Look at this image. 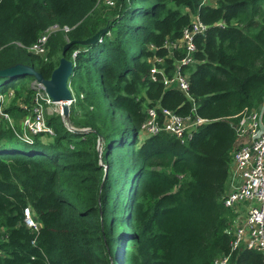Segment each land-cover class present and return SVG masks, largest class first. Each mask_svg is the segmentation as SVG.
Returning a JSON list of instances; mask_svg holds the SVG:
<instances>
[{"label": "trees", "instance_id": "obj_1", "mask_svg": "<svg viewBox=\"0 0 264 264\" xmlns=\"http://www.w3.org/2000/svg\"><path fill=\"white\" fill-rule=\"evenodd\" d=\"M114 2L0 0V71L23 65L50 79L63 57L74 63L70 128L57 113L46 115L54 135L32 142L0 128V264H264L261 252L232 251L237 215L224 205L241 114L264 103V0ZM196 17L208 29L183 66L190 100L159 70L173 75L184 51L169 57L164 45ZM54 27L47 55L30 52ZM34 81L0 78L2 94L15 92L14 118L30 113L17 102L32 109ZM153 106L205 123L184 142L143 137ZM17 141L35 149L3 146Z\"/></svg>", "mask_w": 264, "mask_h": 264}, {"label": "built area", "instance_id": "obj_2", "mask_svg": "<svg viewBox=\"0 0 264 264\" xmlns=\"http://www.w3.org/2000/svg\"><path fill=\"white\" fill-rule=\"evenodd\" d=\"M107 6H114V0H99ZM219 0H203V3L210 4ZM221 1V0H220ZM54 27L44 33L39 40L29 49L30 52L46 56L48 53V40ZM208 26L204 25L199 18H195L193 25L186 29L182 39L177 44L166 42L164 48L169 51V57L174 56L178 49L184 51L181 60L175 63L173 75L166 76L164 70H159L163 74V83L166 88H173L184 93L190 100V84L188 75L183 71V66L195 63L194 55L197 51L195 37L204 34ZM160 64H164L165 59L156 58ZM35 94L32 98V109L22 102L20 107L26 108L30 113L25 115L22 122V129L17 131V135L28 142H32L31 137L40 134L53 136L54 131L48 126L46 115L52 107L55 114L62 116L63 103L54 102L45 92L44 87L33 83ZM12 97V98H11ZM15 97L14 91L0 93V128L3 123H9L15 128L12 115L7 112L9 102ZM73 103L69 102V105ZM49 114V113H48ZM264 103L252 111H245L241 114V119L237 125V136L240 144L234 153L231 174L229 179V191L224 198V205L231 208L236 213V219L230 233L233 235L232 251L241 247L248 250H255L264 254ZM205 123L200 118L192 116H182L170 109L161 106L147 108V119L142 125L143 137L158 135L166 132L184 142L193 132ZM25 223L34 231H39L40 223L33 218L29 209L24 211ZM230 255L223 256L214 261L213 264H229Z\"/></svg>", "mask_w": 264, "mask_h": 264}, {"label": "water", "instance_id": "obj_3", "mask_svg": "<svg viewBox=\"0 0 264 264\" xmlns=\"http://www.w3.org/2000/svg\"><path fill=\"white\" fill-rule=\"evenodd\" d=\"M107 32V29L101 30L94 37L78 42L82 46H92L97 44L103 34ZM74 43H69L65 46L63 55ZM74 63L63 57L59 66L53 71L50 79H45L43 75L37 72L33 67L16 65L9 69L0 71V78L19 79L23 77H33L35 82L41 84L44 87L46 94L56 103H63L62 117L63 120L70 128V105L69 102L74 100L72 90L70 89L69 81L73 74ZM73 131V129H72ZM90 130H75L76 133L85 134ZM100 152L102 154L101 148ZM108 167L106 166V171Z\"/></svg>", "mask_w": 264, "mask_h": 264}, {"label": "rangeland", "instance_id": "obj_4", "mask_svg": "<svg viewBox=\"0 0 264 264\" xmlns=\"http://www.w3.org/2000/svg\"><path fill=\"white\" fill-rule=\"evenodd\" d=\"M11 89L12 88L9 89V92L10 91H13ZM1 92L2 91H1V87H0V93ZM7 93H8V91H7ZM14 99H15V97L10 100L9 104L13 103ZM17 104H22V102L21 101L20 102H17ZM57 108L58 107H52V108H50L48 110V113L49 114H55L54 112H55V109H57ZM48 113H47V115H49ZM24 116H25L24 114H19V115H17L16 118H14L12 116L13 121H14V126H15V128H16L17 131H20L22 129V122H23ZM7 124L10 125L9 123H3V126L4 125H7ZM3 146H4V148L13 149V150H17V151H20V150L32 151V150L35 149L34 147L28 146L27 144L23 143V141H17V142L11 143L10 145L4 144Z\"/></svg>", "mask_w": 264, "mask_h": 264}, {"label": "crops", "instance_id": "obj_5", "mask_svg": "<svg viewBox=\"0 0 264 264\" xmlns=\"http://www.w3.org/2000/svg\"><path fill=\"white\" fill-rule=\"evenodd\" d=\"M263 120H264V114H263ZM240 144V142L238 143V145Z\"/></svg>", "mask_w": 264, "mask_h": 264}]
</instances>
